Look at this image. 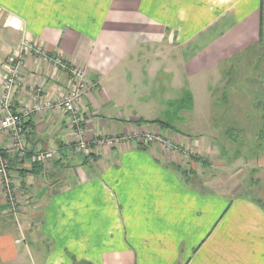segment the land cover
<instances>
[{
	"label": "crops",
	"instance_id": "crops-1",
	"mask_svg": "<svg viewBox=\"0 0 264 264\" xmlns=\"http://www.w3.org/2000/svg\"><path fill=\"white\" fill-rule=\"evenodd\" d=\"M23 40L48 59L20 55L9 110L28 114L29 153L59 157L21 172L2 133L18 199L33 205L15 225L0 199V264H264V194L257 193L264 136L250 159L227 161L226 149L183 133L174 117L159 133L173 138L177 152L129 142L75 153L67 117L33 111L60 102L71 85L70 74L52 64L58 58L83 71L89 145L167 123L163 107H186L180 114L190 111L194 122L202 106L198 116L209 123L229 59L264 51V0H0V67ZM259 69L264 89V64ZM225 100L245 105L237 91ZM234 169L243 174L232 188L225 180Z\"/></svg>",
	"mask_w": 264,
	"mask_h": 264
},
{
	"label": "rangeland",
	"instance_id": "rangeland-1",
	"mask_svg": "<svg viewBox=\"0 0 264 264\" xmlns=\"http://www.w3.org/2000/svg\"><path fill=\"white\" fill-rule=\"evenodd\" d=\"M23 41H27L32 44V42L29 40ZM32 54L34 53L32 52ZM228 63L229 64L226 66L227 68L225 69L224 75V81L226 82V84L223 86L222 89L215 90L213 96L216 97H212L211 99L210 109L212 110L213 116L212 120L209 123L204 121L205 118L204 116H201V114L200 116H198L197 112L198 110H203L202 106L195 107L196 116H194V122L190 121L193 119V116L191 115L190 111L187 110L184 114H180V112L183 111L186 107H179L178 113H176L175 108L173 110V107H163L162 112L164 111V113L162 115V119H164L170 125L175 124L177 122L176 120H178V126L177 124H175V126H180L183 133L188 134L187 130L190 129L192 131V134L198 132L199 136H207L205 138H207L208 142L205 144V146L209 145L213 149H217V147L220 146L222 150L226 149L228 152L227 154H224V156H226L227 161L230 159H234L235 156H239L242 154L243 156L248 155L250 159V157H252L253 154L259 148L260 138L264 136V98L262 95L264 94V89L261 86V69H259L264 64V51L260 50L259 53H252L250 55L247 52H243L241 54L239 53L236 54L235 58L229 59ZM230 91H237L239 95V100H237V103L243 101L245 104L244 107L240 105H229L228 101H226L225 98L229 97ZM223 92L226 93L228 97L226 95L224 96ZM218 93L223 96H218ZM234 101H236L235 98ZM172 111H174L175 113L171 114ZM192 111L194 112V110ZM255 114L257 115L255 116ZM174 117L175 119H177L175 120ZM157 128L150 127L143 129L142 131L137 132L139 133L137 136H140L142 138L143 135L146 133L156 135L153 137H158L163 141L168 142L171 146L168 149L171 148L173 151L177 152L178 149L173 144V138L171 139L167 138L166 135H161L159 133V126ZM207 128L209 131H206ZM92 146L93 144L90 145V147ZM90 147H88V149ZM14 153L18 157L17 159H20L19 168L23 170L21 172H25L24 170L31 171L36 165L44 164H34L31 162L30 156L20 157L16 152ZM231 153H234L233 156ZM3 157L7 161L8 169H10L8 159L4 156V154ZM249 159H247L246 162ZM23 166L27 167L28 169H23ZM237 170L239 169H236V171L234 169L232 171V174L233 172H235L234 177L231 174L227 175L225 185H227L228 187L234 188V186H232L234 185V179L236 180L239 176H242L243 171ZM8 173L12 177V184L16 188L17 183L15 182L14 177L11 175L10 170L8 171ZM246 175H243V177ZM251 177L253 176L251 175ZM247 179L244 183H247ZM260 182L261 183L258 186L259 190L257 191V193L262 192V194H264L263 177L260 178ZM253 184L254 182L250 184V186L252 187ZM15 195L18 203L15 215L9 213L10 211L8 209V204L6 203V201L2 200V204L4 205L5 209V217H11L10 219H12L14 222L12 223L17 225V221L19 220V213L22 212L24 214H27L28 211H30V209L32 208L33 203L29 198L23 199L21 201L20 199H18L17 193ZM25 264H31L30 259Z\"/></svg>",
	"mask_w": 264,
	"mask_h": 264
},
{
	"label": "built area",
	"instance_id": "built-area-1",
	"mask_svg": "<svg viewBox=\"0 0 264 264\" xmlns=\"http://www.w3.org/2000/svg\"><path fill=\"white\" fill-rule=\"evenodd\" d=\"M34 53L36 56L43 59H48L38 45L30 44L23 41L17 51L18 56L11 57L9 63L0 67V137L6 132L9 135V143L12 145L14 152L20 157L30 156L31 162L34 164H43L59 157L56 150L39 151L29 153L24 141L23 119L27 113H11L9 110L10 95L20 79V55L23 53ZM52 64L55 67L67 71L71 78V85L62 100L56 104H45L43 107H34V112H42L47 109L49 112H59L67 117L69 126L73 130V139L68 144V150L75 153L87 152L90 146L86 140L85 132V116L81 112L82 98L89 92V88L85 84L84 74L82 70L67 69L65 64L58 58L52 59ZM42 108V109H41ZM139 133L130 136H110L100 137L93 141V145L102 149H111L119 147L122 144L135 141L137 145L150 146V144L158 145L163 148L171 147L168 142L163 141L158 137H153V134H144L141 138L137 136ZM151 145V146H153ZM7 161L3 157V152L0 147V199L8 204L9 213L16 214L17 199L16 190L12 184V177L9 175Z\"/></svg>",
	"mask_w": 264,
	"mask_h": 264
},
{
	"label": "trees",
	"instance_id": "trees-1",
	"mask_svg": "<svg viewBox=\"0 0 264 264\" xmlns=\"http://www.w3.org/2000/svg\"><path fill=\"white\" fill-rule=\"evenodd\" d=\"M145 124H150V125H157L159 126L160 130L161 129H171L170 125L168 123L162 122V121H153ZM26 124H23V129ZM10 215V214H9Z\"/></svg>",
	"mask_w": 264,
	"mask_h": 264
}]
</instances>
